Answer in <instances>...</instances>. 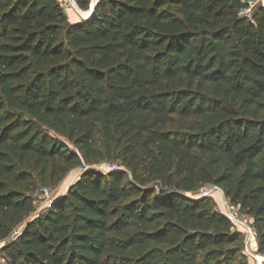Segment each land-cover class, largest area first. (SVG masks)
<instances>
[{"label":"trees","instance_id":"trees-1","mask_svg":"<svg viewBox=\"0 0 264 264\" xmlns=\"http://www.w3.org/2000/svg\"><path fill=\"white\" fill-rule=\"evenodd\" d=\"M239 6L97 0L70 22L59 0H0L7 264H251L243 232L190 195L206 184L251 219L264 255V7L250 21ZM102 157L124 168L91 167ZM76 167L26 220L35 191Z\"/></svg>","mask_w":264,"mask_h":264},{"label":"rangeland","instance_id":"rangeland-1","mask_svg":"<svg viewBox=\"0 0 264 264\" xmlns=\"http://www.w3.org/2000/svg\"><path fill=\"white\" fill-rule=\"evenodd\" d=\"M59 1H60L61 6H62L64 12L66 13L68 20L70 22H71V19H73L72 17H78V20L82 19L81 15L79 14V12L77 11V9L74 7V5L72 3H70L68 0H59ZM88 9H89V7L87 9H81V10L84 13H87L89 11ZM100 143H101V138L99 135L98 140H97V144L100 146ZM105 161L111 162V163L116 164L118 166H122L120 164L119 158H117V157H114L111 159L107 158V157H102L99 159V161L92 163V165H100L101 163H103ZM80 173H81V169L79 167L71 169L63 176V178L56 185L48 186L51 188L52 198H56V197L63 195L67 191L68 187L78 178ZM209 186L210 185H208V184L201 185V186L197 187L194 192L190 193V195L200 196L201 193L204 192L207 189V187H209ZM36 191H35V193H36ZM222 192L216 191L212 195H209V197L214 202L216 209L224 212L226 204H228L229 206H232V205L230 204L229 200L225 196L223 198L224 193L222 194ZM35 193H34V195H35ZM34 205H35V210L26 218V220L30 217L35 216L37 213L43 211L46 207H48V206H46V204L43 200H40L38 203L34 202ZM239 215H240L241 221L238 224L233 223V227L235 229L243 232V235H244L243 252L247 255L248 261H250L251 254L264 256L261 253H257V247L254 250H252L250 248V245H249L250 239L245 232V226L244 225L247 223V221L251 222V219L242 213H240ZM0 264H7V263L0 257Z\"/></svg>","mask_w":264,"mask_h":264},{"label":"built area","instance_id":"built-area-1","mask_svg":"<svg viewBox=\"0 0 264 264\" xmlns=\"http://www.w3.org/2000/svg\"><path fill=\"white\" fill-rule=\"evenodd\" d=\"M71 1V0H70ZM97 0H90L89 2V7L90 5ZM240 2V6L237 10V14L240 17L246 18L250 21H253V14H254V10L257 6H263L264 7V0H239ZM91 167L100 170L104 173L111 171V170H117L120 169L121 167H119L116 164H113L111 162H103L100 165H91ZM81 169V168H80ZM82 171V169H81ZM216 191H221V188L215 185H210L209 187H207V189L201 193L200 196H209L212 195L214 192ZM223 194V192H222ZM224 194H223V198H224ZM52 191L51 188L48 186H41L37 189L36 193H35V200L34 202L38 203L40 200H43L46 204V206H49L51 201H52ZM224 201V200H223ZM234 224H238L240 223V215L238 213V211L233 207V206H229L228 204H226L225 206V210L223 212ZM245 226V232L248 235L249 239L251 238H255V231L252 228V226L250 225V222L247 221V223L244 225ZM17 233V231L13 232V235H15Z\"/></svg>","mask_w":264,"mask_h":264},{"label":"water","instance_id":"water-1","mask_svg":"<svg viewBox=\"0 0 264 264\" xmlns=\"http://www.w3.org/2000/svg\"><path fill=\"white\" fill-rule=\"evenodd\" d=\"M73 2V5L74 7L77 9V11L80 13L82 19H87L89 18L92 14H93V11H94V7H95V4L97 1H94L90 7H89V13H84L83 11H81L79 9V7L77 6L76 2L74 0H71ZM121 169V168H120ZM69 188V187H68ZM68 190V189H67ZM57 198V197H56ZM56 198H53V200H55ZM51 201V202H52ZM251 264H264V256H260V255H254V254H251V257H250V261H249Z\"/></svg>","mask_w":264,"mask_h":264},{"label":"bare ground","instance_id":"bare-ground-1","mask_svg":"<svg viewBox=\"0 0 264 264\" xmlns=\"http://www.w3.org/2000/svg\"><path fill=\"white\" fill-rule=\"evenodd\" d=\"M68 1H69L70 3L73 4L72 1H70V0H68ZM87 13H89V11H88ZM87 13H86V14H87ZM249 245H250V247H251L252 249H254V248L256 247V243H255V241H254L253 238L250 239Z\"/></svg>","mask_w":264,"mask_h":264},{"label":"crops","instance_id":"crops-1","mask_svg":"<svg viewBox=\"0 0 264 264\" xmlns=\"http://www.w3.org/2000/svg\"><path fill=\"white\" fill-rule=\"evenodd\" d=\"M80 9V8H79ZM81 10V9H80ZM82 11V10H81ZM80 14V13H79ZM73 19H71V22H75V21H79L78 20V17H72ZM254 241H255V243H256V240H255V238H254ZM257 244V243H256ZM256 247H257V245H256ZM256 247L254 248V249H256ZM251 248V247H250ZM252 249V248H251ZM254 249H252V250H254Z\"/></svg>","mask_w":264,"mask_h":264}]
</instances>
